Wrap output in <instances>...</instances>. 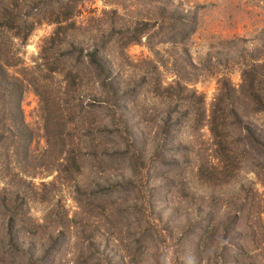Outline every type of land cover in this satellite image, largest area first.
I'll return each mask as SVG.
<instances>
[{"label": "rangeland", "instance_id": "1", "mask_svg": "<svg viewBox=\"0 0 264 264\" xmlns=\"http://www.w3.org/2000/svg\"><path fill=\"white\" fill-rule=\"evenodd\" d=\"M158 10L165 21L154 24L174 20L168 27L175 30L187 20L190 28L194 18V31L183 43L150 49L142 38L125 45L131 27L152 23ZM76 21L84 44L96 35L113 38L105 52L126 90L120 127L110 124L117 110L91 107L87 134L74 125L66 132V149L76 134L91 137L80 170L67 172L46 161L41 102L25 88L29 156L18 158L0 145V264H264V145L247 147L232 130L229 167L222 164L217 177L198 175L199 163L217 162L213 138L206 126L194 129L186 119L179 128L161 129L173 104L152 92L153 67L146 62L159 51L166 82L176 79L172 68L185 70L208 114L216 78L226 74L238 86L248 53L264 46V0H87ZM110 21L116 27L104 32ZM53 28L36 26L21 48L28 67ZM60 81L56 76L52 84ZM252 120L264 131V112Z\"/></svg>", "mask_w": 264, "mask_h": 264}, {"label": "trees", "instance_id": "2", "mask_svg": "<svg viewBox=\"0 0 264 264\" xmlns=\"http://www.w3.org/2000/svg\"><path fill=\"white\" fill-rule=\"evenodd\" d=\"M86 1L0 0V145L13 156L28 158L32 138L24 120L21 100L25 88L30 86L41 102L45 159L55 166L64 164L67 172L80 170L81 151L88 149L91 141V137L86 139L83 134H76L77 141L66 149L67 130L74 125L75 132L87 134L90 125L87 115L93 110L91 107L117 110L118 118L112 117L110 124L119 130V110L126 92H121V74L118 75V68L114 71L115 66L105 52L113 38L96 35L86 44L77 40L76 30L81 27L76 17ZM162 11L155 12L157 17H152L155 19L152 23L142 20L131 27L132 35L128 36L125 45L142 38L150 49L161 43H183L194 31V18L190 28L185 20L181 21V28L174 30V27H168L174 20H167L166 27L165 23L154 24L157 19L165 21ZM43 22L53 24L54 28L41 40L35 65L31 68L25 64L20 50L36 26ZM114 27L116 25L110 21L104 32ZM125 45H121V51ZM154 54L152 59L146 60L153 67L152 92L157 99L164 98L173 104L161 122V129L168 132L179 128L186 119L194 129L201 130L206 126L213 138L212 158L217 162L200 158L207 162L199 163L198 175L217 177L221 174L222 164L229 167L233 149L227 133L232 130L242 135L247 147L264 145V131L252 120L253 116L264 112V46L248 53V59L242 63L238 86L226 74L216 78V93L208 114L203 94L190 83L193 80L187 78L186 71L174 67L176 79L164 81L160 72L164 62L157 57L159 51ZM56 76L61 81L52 84ZM81 136L86 140H81ZM110 143L111 147H119L114 138Z\"/></svg>", "mask_w": 264, "mask_h": 264}]
</instances>
